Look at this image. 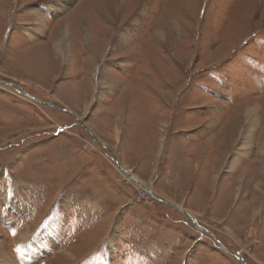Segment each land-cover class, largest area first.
<instances>
[{
	"label": "rangeland",
	"instance_id": "374dc122",
	"mask_svg": "<svg viewBox=\"0 0 264 264\" xmlns=\"http://www.w3.org/2000/svg\"><path fill=\"white\" fill-rule=\"evenodd\" d=\"M0 264H264V0H0Z\"/></svg>",
	"mask_w": 264,
	"mask_h": 264
},
{
	"label": "bare ground",
	"instance_id": "6f19581e",
	"mask_svg": "<svg viewBox=\"0 0 264 264\" xmlns=\"http://www.w3.org/2000/svg\"><path fill=\"white\" fill-rule=\"evenodd\" d=\"M252 107H253V106H252ZM253 110H256V111H257V106H255ZM256 113H257V112H255V114H256ZM254 116H256V115H253L252 117H254ZM250 120H251L250 122H254L255 117H254L253 120H252V118H251ZM252 127H253V125L250 124V126H249V128H250V132L252 131V130H251ZM130 175L134 176L135 179L137 180V182L140 181L139 178H138L137 176H135L134 174H131V173H130ZM128 178H129V177H128ZM130 178H131V176H130ZM130 178H129V179H130ZM140 182H141V181H140ZM141 183H142V182H141ZM188 213H189V212H188ZM188 213H187V214H188ZM21 239L23 240V248H25V247L27 246V235L22 234ZM20 243H21V242H20ZM223 248H224V247H223ZM26 251L29 252L27 249H26ZM29 253H31V252H29ZM65 254L67 255V253H65Z\"/></svg>",
	"mask_w": 264,
	"mask_h": 264
},
{
	"label": "built area",
	"instance_id": "2783aa9c",
	"mask_svg": "<svg viewBox=\"0 0 264 264\" xmlns=\"http://www.w3.org/2000/svg\"><path fill=\"white\" fill-rule=\"evenodd\" d=\"M123 172V171H122ZM125 172V171H124ZM125 175H128L127 177H130L131 176V180L132 181H134V182H136V179H135V177L134 176H132V175H130L129 173H124ZM137 183V182H136ZM141 189H142V192H143V194L144 195H147V194H149L150 195V193H149V188H148V186L147 185H138Z\"/></svg>",
	"mask_w": 264,
	"mask_h": 264
},
{
	"label": "water",
	"instance_id": "95a60500",
	"mask_svg": "<svg viewBox=\"0 0 264 264\" xmlns=\"http://www.w3.org/2000/svg\"><path fill=\"white\" fill-rule=\"evenodd\" d=\"M93 138L95 139V137H93ZM97 141L101 142L105 147H108L107 144H105L104 142H102V141H100V140H97ZM122 168H123V167H122ZM123 170H124L126 173H129V172L127 171V169L123 168ZM150 194H151V196H152L153 198L158 199L157 196H156L153 192H150ZM159 200H162V199H159ZM192 218H194V217L192 216ZM194 219H195V218H194ZM220 245H221L222 248L224 247L222 244H220ZM223 249H224V250H227L225 247H224ZM238 257H239V256H238Z\"/></svg>",
	"mask_w": 264,
	"mask_h": 264
}]
</instances>
